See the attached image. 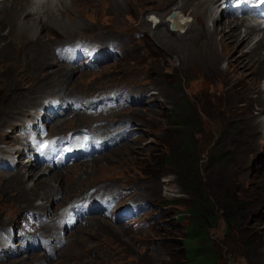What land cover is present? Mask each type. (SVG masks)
Listing matches in <instances>:
<instances>
[{
	"label": "rangeland",
	"instance_id": "obj_1",
	"mask_svg": "<svg viewBox=\"0 0 264 264\" xmlns=\"http://www.w3.org/2000/svg\"><path fill=\"white\" fill-rule=\"evenodd\" d=\"M49 1L54 8L33 21L34 14L27 12L35 5L27 0L0 3V124H5L0 132L8 136L0 139V153L16 149V123L50 94H91L128 83L139 85L149 97L120 111L135 123L128 142L34 177L26 175L41 166L28 163L20 169L25 179H17L20 170L15 177L0 173V226L18 223L27 209L46 212V206L51 212L41 228L60 234L57 214L69 198L107 182L129 186L126 190L135 199L149 200L155 207L146 212L147 226L123 227L103 216H89L86 224L63 229L67 243L51 260L32 252L0 264H187L185 226L192 217L190 208L200 199L202 211L214 218L206 227V239L196 243L208 244L222 264H264V75L257 73L263 63L255 57L246 65L234 62L235 56L256 46L263 26V32L245 42L240 40L244 24L239 25L241 43H220L221 34L211 39L204 23L212 31L223 26L228 32L225 23L242 19L219 17L218 2L208 10V3L216 0ZM19 3L16 14L12 5ZM175 10L181 23L172 33L168 19ZM183 21L192 24L193 32L186 37H181ZM76 37L115 40L123 57L93 71L56 64L54 47ZM228 61L230 80L222 73ZM111 115L65 116L49 132L64 133L94 120L103 123L98 120ZM77 117L84 118L77 123ZM249 124L261 125L250 129ZM190 158L197 159V189L186 181L180 165L189 159L185 168H196ZM58 174L61 187L53 181V188L35 184L37 177ZM32 186L26 194L20 190Z\"/></svg>",
	"mask_w": 264,
	"mask_h": 264
},
{
	"label": "bare ground",
	"instance_id": "obj_2",
	"mask_svg": "<svg viewBox=\"0 0 264 264\" xmlns=\"http://www.w3.org/2000/svg\"><path fill=\"white\" fill-rule=\"evenodd\" d=\"M29 3H31L32 5H35V7H32L30 10H28V12L27 13H29V14H34L33 16H30L31 17V21H33L34 19H36V17L38 18V16H40V15H44L45 13L47 14L48 12H50V9L51 8H54V7H51L48 3H49V0H27ZM1 2H3V0H0V3ZM217 2V0L216 1H213V3H208V6H207V9L208 10H211L212 8H214V6L216 7V5H215V3ZM151 4H153V3H151ZM185 4V3H184ZM21 4L19 3V4H14V5H12V7H13V10H14V12L17 14V12L20 10V8H21ZM57 6V5H56ZM55 6V7H56ZM39 7H41L40 9H39ZM218 8H219V17L220 16H222L223 17V15L225 16H227V14H226V9L225 8H222L221 7V4L219 3L218 4V6H217ZM29 9V8H28ZM48 10V11H47ZM30 12H32V13H30ZM177 11L175 10V13H176ZM176 14H178V12L176 13ZM221 14V15H220ZM36 15V16H35ZM228 17V16H227ZM242 19V20H241ZM241 19H238V20H241L240 21V23H237L236 21H233V23H231V24H224V26L225 27H230L229 28V31L228 32H225V30H224V28H223V26L221 27V26H214L213 27V29H214V31H212L210 28H208L207 29V25H205V23H204V25H203V28H205V32L207 33V30H210V36H211V39L214 37V36H216V35H218V34H221V38H219L220 40H219V42L221 43V42H225V41H227L228 40V42L230 43V42H232V41H234V43H236V42H238V43H241V41H245V42H249L251 39H252V35L254 34V33H259V31H261V32H263V29H261V25L260 24H255V25H251V24H248L249 23V21L248 22H246L245 21V19L244 18H241ZM155 20V19H154ZM216 19H214L213 21H215ZM230 20H233V19H230ZM174 21V20H173ZM229 21V20H228ZM159 22V21H158ZM161 22V21H160ZM159 22V23H160ZM184 22V23H183ZM182 23H183V27H184V33L181 35V37H186V36H188V35H190L192 32H193V30H192V24L190 25V24H188V25H186L185 24V21H183ZM24 23V22H23ZM25 23H27V21H25ZM32 23V22H31ZM181 23V21H180V19L178 20V18H177V25L178 24H180ZM36 24V23H35ZM242 24H244V25H242ZM157 25V24H156ZM155 25V26H156ZM239 25H242L243 26V37L239 40V37H240V34H241V31L239 30ZM30 28V27H29ZM38 28V27H37ZM264 28V27H263ZM175 30H172V31H170V32H172V33H176V32H174ZM202 31V30H201ZM171 33V34H172ZM264 34V33H263ZM239 40V41H238ZM184 45V44H183ZM209 46H212V45H209ZM263 48H264V35H262V37H261V39L256 43V46L251 50V51H248L247 53L245 52V53H243V54H240L239 56H235V59H234V62L237 64V65H240V64H243V65H246L245 63L246 62H252V61H254V59L255 58H258V61H260V62H262L263 63V65L262 66H260L259 68V70L257 71V73H259L260 75H264V51H263ZM189 50L190 49H186V52L188 53L189 52ZM181 51V50H180ZM183 51H185V50H183ZM191 51V50H190ZM182 52V51H181ZM183 55V54H182ZM255 57V58H254ZM52 60L56 63V64H58V61L57 60H55V59H53L52 58ZM228 60V59H227ZM233 62V63H234ZM232 63V62H231ZM250 65H251V63H250ZM68 66H70V65H68ZM228 66H229V61H228V64H227V66H226V68L222 71V73L223 74H225L224 76L226 77V79H229L230 80V73L228 74ZM70 67H73L75 70H78V68H77V66H70ZM152 96H154V95H152ZM151 96V97H152ZM260 104H261V110L263 111L264 110V101H261L260 102ZM148 107H150L151 109H153V105H148ZM25 109V108H24ZM18 114H21L22 112H23V109H20V110H18ZM76 115H79V114H76ZM82 118H84V117H77L76 118V122L78 123V122H82ZM77 123H75V124H77ZM5 124H0V126H4ZM58 125H60V124H53V127L54 128H56V126H58ZM261 124H249V127H250V129H253V128H257L258 126H260ZM104 126V125H103ZM80 127H85V125H82V126H80ZM52 135H57V133L56 134H53L52 133ZM6 138H8V136H7V134H5V133H1L0 132V139H6ZM43 151L44 152H47V150H46V148H43ZM28 164L30 165H35L34 167H36V163L35 162H28ZM29 165H28V167H29ZM262 167V166H261ZM33 168V167H32ZM31 168V170H30V173H28V175H26V177H28L29 175L30 176H32V177H34V176H37L39 173H41V174H46V172H48V170H50L51 168L50 167H47V166H41V167H38L37 169H32ZM29 172V171H28ZM14 173H15V171L14 172H11V173H4V177H6V175H7V177L8 176H12V177H15L14 176ZM21 174H23V172H21V170L18 172V178L17 179H25V176L24 175H22L21 176ZM6 177V178H7ZM61 177V174H58V175H51L50 177H41V178H39V177H37L36 179H38V181H37V183H35V184H38V185H41V186H44V187H48V188H53V186H54V184H56V185H58V186H60V183H59V178ZM58 180V184H57V181ZM52 181L54 182V184H53V186H52ZM56 182V183H55ZM104 185L103 184H101V186L100 187H97V188H101V187H103ZM35 187V186H34ZM33 186L31 187V188H26V187H20V190L22 191V192H24V194H26V191H24V190H33V188H34ZM61 187V186H60ZM36 190V189H35ZM89 189H87V190H85L84 192H87ZM79 195L77 194L76 196H74L73 195V197H71V198H69L70 200H76V198L78 197ZM20 199H21V197H20ZM24 199H26L25 197H24ZM23 200V199H22ZM67 204H68V201H67V203L65 204V206L63 207V208H65L66 206H67ZM44 209L46 210V212L49 210L46 206H44ZM49 212H51V211H49ZM49 215V214H48ZM93 216H101V215H90V217H93ZM89 217V218H90ZM88 218V219H89ZM107 219V218H106ZM108 220V219H107ZM109 221V220H108ZM110 222V221H109ZM101 223V222H100ZM61 228H63V226L61 225ZM61 249V248H60ZM50 260H51V258H49Z\"/></svg>",
	"mask_w": 264,
	"mask_h": 264
},
{
	"label": "trees",
	"instance_id": "obj_3",
	"mask_svg": "<svg viewBox=\"0 0 264 264\" xmlns=\"http://www.w3.org/2000/svg\"><path fill=\"white\" fill-rule=\"evenodd\" d=\"M183 159L186 158L184 157ZM188 160L189 159H187V161L184 160L183 162H180L181 168H183L184 171L183 176L185 177L187 182L193 184L194 188L197 189L198 187L195 177V172L196 170H198L197 159L190 158V160L194 162V166H196V168L194 167L192 168V170L187 169L189 168V166L185 168V163L188 162ZM197 196L199 195L197 194ZM199 202H197V204H195L193 208H190L192 217L188 224L185 226L186 230L183 237V240L185 241L183 242L185 243V257L188 261L187 264H222L218 261L215 253L212 251L208 244L203 245L196 243L197 240L206 239V227L208 226V223L211 222L214 218L212 215H208L207 213L202 211Z\"/></svg>",
	"mask_w": 264,
	"mask_h": 264
},
{
	"label": "water",
	"instance_id": "obj_4",
	"mask_svg": "<svg viewBox=\"0 0 264 264\" xmlns=\"http://www.w3.org/2000/svg\"><path fill=\"white\" fill-rule=\"evenodd\" d=\"M169 19L172 20L171 22V28H174L175 25H176V21H177V18H176V14L175 12H171L170 15H169ZM174 20V21H173Z\"/></svg>",
	"mask_w": 264,
	"mask_h": 264
}]
</instances>
